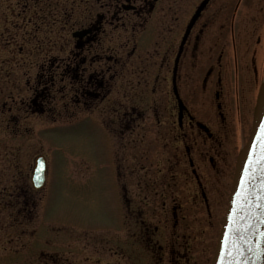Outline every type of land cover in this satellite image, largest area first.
I'll return each mask as SVG.
<instances>
[{
	"label": "flooded vegetation",
	"instance_id": "1",
	"mask_svg": "<svg viewBox=\"0 0 264 264\" xmlns=\"http://www.w3.org/2000/svg\"><path fill=\"white\" fill-rule=\"evenodd\" d=\"M263 85L264 0H0V264H212ZM81 114L112 143L113 230L57 219L42 127Z\"/></svg>",
	"mask_w": 264,
	"mask_h": 264
},
{
	"label": "rangeland",
	"instance_id": "2",
	"mask_svg": "<svg viewBox=\"0 0 264 264\" xmlns=\"http://www.w3.org/2000/svg\"><path fill=\"white\" fill-rule=\"evenodd\" d=\"M17 71L13 68L12 74ZM141 112L144 116L141 123H150V111ZM46 124L41 139L52 158L59 226L113 230L121 220L122 207L117 195L121 189L115 174L112 143L103 126L83 114ZM123 186L130 193L136 189L139 219L150 220V179L140 172L133 180L126 176ZM139 251L143 252L140 248Z\"/></svg>",
	"mask_w": 264,
	"mask_h": 264
},
{
	"label": "water",
	"instance_id": "3",
	"mask_svg": "<svg viewBox=\"0 0 264 264\" xmlns=\"http://www.w3.org/2000/svg\"><path fill=\"white\" fill-rule=\"evenodd\" d=\"M264 88L212 264H264Z\"/></svg>",
	"mask_w": 264,
	"mask_h": 264
},
{
	"label": "snow or ice",
	"instance_id": "4",
	"mask_svg": "<svg viewBox=\"0 0 264 264\" xmlns=\"http://www.w3.org/2000/svg\"><path fill=\"white\" fill-rule=\"evenodd\" d=\"M261 137L264 138V127L261 128Z\"/></svg>",
	"mask_w": 264,
	"mask_h": 264
}]
</instances>
